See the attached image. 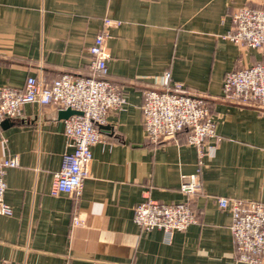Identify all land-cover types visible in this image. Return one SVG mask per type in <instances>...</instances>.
I'll use <instances>...</instances> for the list:
<instances>
[{"label":"crops","instance_id":"1","mask_svg":"<svg viewBox=\"0 0 264 264\" xmlns=\"http://www.w3.org/2000/svg\"><path fill=\"white\" fill-rule=\"evenodd\" d=\"M243 6L264 9V0H0V85L87 75L89 47L108 17L120 24L105 43L107 78L125 98L100 127L79 196L51 193L69 148L61 109L28 103L3 122L0 158L17 156L19 165L5 174L12 213L0 212V264H251L238 259L231 212L216 200L264 202V107L223 96L228 72L264 64V47L229 38ZM166 72L210 104L220 139L201 162L186 130L159 145L146 136L143 92L162 90ZM194 173L198 222L167 240L134 221L147 196L186 201L180 188Z\"/></svg>","mask_w":264,"mask_h":264},{"label":"built area","instance_id":"2","mask_svg":"<svg viewBox=\"0 0 264 264\" xmlns=\"http://www.w3.org/2000/svg\"><path fill=\"white\" fill-rule=\"evenodd\" d=\"M231 17L232 30L228 34L231 40L241 46L264 47V9L243 6L234 10ZM115 24L120 22L104 18L100 32L89 47L91 59L87 75L65 73L52 82L31 75L22 88L0 85V130L5 120L22 116L23 107L28 103L81 112L65 119L69 148L62 155L61 168L54 174L51 193L55 196L81 194L93 159L92 147L103 139L100 127L107 122L112 110L121 109L125 103L119 87L107 78L105 43ZM164 78L162 90L143 92L146 136L154 145H159L175 141L178 134L186 130L188 141L199 150L201 162L204 155L216 148L211 140L220 139L210 104L205 97L189 92L182 83L170 82V72H166ZM223 96L264 107V64L259 62L228 72ZM18 165L17 156L0 158V212L5 214L12 213L5 201L6 170ZM201 187L198 173L186 176L180 188L186 201L167 203L147 196L136 205L134 221L145 230L162 229L170 240L175 231H183L198 222L191 204ZM216 200L221 208L231 212L230 229L238 259L264 264V202L228 196H217ZM83 223L79 216L74 218L75 225Z\"/></svg>","mask_w":264,"mask_h":264},{"label":"water","instance_id":"3","mask_svg":"<svg viewBox=\"0 0 264 264\" xmlns=\"http://www.w3.org/2000/svg\"><path fill=\"white\" fill-rule=\"evenodd\" d=\"M80 113H81L80 111H76L72 108H65L60 110L61 117L65 119L69 118L73 114H80Z\"/></svg>","mask_w":264,"mask_h":264}]
</instances>
